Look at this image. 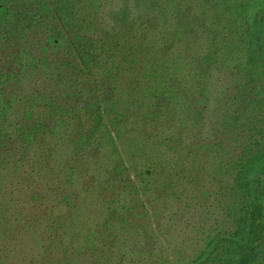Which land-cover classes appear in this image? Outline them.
<instances>
[{
  "label": "trees",
  "instance_id": "obj_1",
  "mask_svg": "<svg viewBox=\"0 0 264 264\" xmlns=\"http://www.w3.org/2000/svg\"><path fill=\"white\" fill-rule=\"evenodd\" d=\"M114 1L0 0V53L6 52L0 129L30 147L66 136L78 151L106 147L113 172L134 189L132 170L145 183L170 165L162 190L169 200L186 194L190 185H183L187 168L180 158L192 157L199 190L195 249L173 261L155 241L154 264H264V0H119L108 13L107 30L103 10ZM27 34L36 51L24 46ZM98 76L102 85L93 87ZM42 77L49 88L32 84L34 93L26 96L6 92L11 84L20 89ZM17 102L26 117L8 129ZM134 104L145 125L173 118V127L192 131V144L165 138L167 151L146 155L135 137L134 155L145 159L134 163L129 144L121 147ZM118 205L113 228L129 231L125 212L132 219L138 210H128L124 201ZM97 235L84 238L94 264H122L116 253H102L118 252L121 241ZM153 236L134 239L142 255Z\"/></svg>",
  "mask_w": 264,
  "mask_h": 264
},
{
  "label": "rangeland",
  "instance_id": "obj_2",
  "mask_svg": "<svg viewBox=\"0 0 264 264\" xmlns=\"http://www.w3.org/2000/svg\"><path fill=\"white\" fill-rule=\"evenodd\" d=\"M120 5L119 0L113 5H105L102 18L104 29H110L112 23L108 13ZM25 37L24 46L36 51L31 43L35 38L31 34ZM191 54L187 51L188 56ZM4 55L6 52L3 49L0 68L5 65L2 61ZM49 61L55 62L56 58H49ZM97 80L93 87L102 85V77L98 76ZM47 81L43 77L38 81L36 78L30 82L27 80L20 89L11 84L6 92L12 95L22 91V96L32 95V84L35 89L41 90L51 86L47 85ZM217 86L220 87L221 83L218 82ZM137 107L134 104L128 111L125 141L121 145L129 144L127 156L130 155L134 163L145 159L144 155H134V144L130 143L136 138L141 139L138 143L146 155L161 149L167 151L165 138L179 137L185 146L192 144V131L185 133L177 126L173 127V118L170 123L162 119L145 125ZM25 117V106L15 103L6 122L8 129L19 125ZM70 138H48L46 142L30 147L15 134L9 137L0 129V264H94L95 258L85 249L84 243L85 235L92 231L105 240L114 234L115 239L121 241V249L124 250L117 252L108 248L102 253L106 258L116 253L115 261L122 260V264H154L156 258L153 257L152 245L155 241L160 243V249L170 250L173 261L192 256L197 236L198 204L195 197L199 195L198 187L192 182L195 177L192 157L180 158L187 168V180L183 185H190L186 187V194L180 199L169 200L167 195H162V190L170 165L166 169H158L156 175L145 183L139 182L132 170L129 175L137 183L134 189L113 172L115 163L109 160L106 147L96 145L78 151L71 145ZM166 157L172 160L173 151ZM143 184L148 185L146 189H143ZM177 187H180L178 183ZM121 201L128 205V210H138L132 219L125 212L130 222L129 231L124 225L113 228L115 216L121 214L118 209ZM112 208L114 216L110 219ZM137 228L144 229V232L138 234ZM145 234L154 236L150 251L148 248L146 255H142L139 242L135 240H140ZM122 253H127V256L121 258Z\"/></svg>",
  "mask_w": 264,
  "mask_h": 264
}]
</instances>
